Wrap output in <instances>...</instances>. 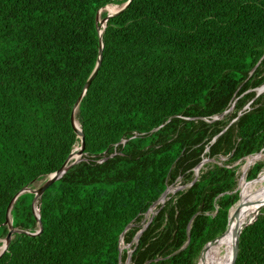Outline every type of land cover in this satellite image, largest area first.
I'll return each instance as SVG.
<instances>
[{
	"label": "trees",
	"instance_id": "obj_1",
	"mask_svg": "<svg viewBox=\"0 0 264 264\" xmlns=\"http://www.w3.org/2000/svg\"><path fill=\"white\" fill-rule=\"evenodd\" d=\"M126 1L0 0V240L14 196L80 146L70 121L80 96L84 136L83 160L37 203L41 231L14 234L0 264H124L121 234L131 244L134 224L179 177L192 183L204 157L238 162L264 149V92L255 98L264 85V0H131L108 19L83 94L98 63L96 13ZM252 164L239 180L248 199L239 218L263 196L262 181L243 183ZM261 169L254 164L248 181ZM236 185V167L214 166L173 202L159 201L129 264H197L231 207L229 223L238 216ZM33 198L13 202V228L38 229ZM237 240L231 264H264V203Z\"/></svg>",
	"mask_w": 264,
	"mask_h": 264
},
{
	"label": "water",
	"instance_id": "obj_2",
	"mask_svg": "<svg viewBox=\"0 0 264 264\" xmlns=\"http://www.w3.org/2000/svg\"><path fill=\"white\" fill-rule=\"evenodd\" d=\"M130 2H131V0H127L125 3H123L120 6L113 5V6H116V10L114 12H112V13H107V15L100 22H99V19L98 18H99V14H100L101 10L104 9L105 7H107V6H110V5H107V6L103 7L102 9L98 10V12L96 13V28H97V31H98V39H99L98 63H97L96 67L94 68L93 72L91 73V75L89 76L88 80L86 81V83L84 85L83 94L86 91V89L89 87L91 81L93 80V78H94V76H95V74H96V72L98 70L99 64H100L101 52H102V48H103V44H102V32L104 31V29L106 27V23H107L108 19L111 18V17H113V16H115V15H118V14L122 13L127 8V6L129 5ZM263 90H264V85L261 86V89L259 90V92H256L255 98L257 96H259V93L261 91H263ZM81 97L82 96H80L78 98V100L76 101V103L74 104V107L72 109L71 116H70L71 126H72V128H73V130H74V132H75V134L77 136V138H79V140H80V146H79V148L77 150V155L81 156V159L79 161H72L71 162V158H72V154H73V150H72V152L69 154L67 160L62 165V167L59 170H57L56 172L48 175V177L44 180V182H43V184L41 186H39L36 189H32L31 187H25L19 193H17L14 196V198L12 199V201L10 202V204L8 205V208H7V211H6V219H5L4 225L8 228V233H7L6 237L4 238V242H3L2 250L0 252V256L7 250V247L9 246L10 241L12 239V236L14 234H17L18 233V234H25V235H28V236H34V235H37L41 231L42 226H41L40 219H39V217H40V215H39V209L36 208V204L38 203V201L41 198V196L44 193V191L51 184H53L56 180H58L59 178H61V176L71 166H73L74 164H77V163H79L80 161L83 160L82 156H83V150H84V136H83V133L81 131V128L78 129V127L76 126V123H75V113H74L75 110H76V108H78V105H79V102L81 100ZM223 114L217 116L214 119L217 120V119L221 118L223 116ZM240 115L241 114H238V117ZM263 150L264 149H262L260 152H262ZM259 153H257V154H259ZM200 164H201V162L198 165H196V167L194 169H197ZM258 176H259V174L257 175V177L255 179L250 180L249 182H252V181L256 180L258 178ZM196 180H197V177L192 181V183L195 182ZM192 183L190 184V186L192 185ZM167 189L168 188H166L165 191L162 193V195L159 197V199L150 206V208L147 210V212L152 207H154L157 204V202L160 200L161 197H163L165 195ZM26 192L31 193V194L34 195V198H33V201H32V211H33V213L35 215V219H36L37 225H38V229L35 232H28V231H24V230H18V229H15V228L12 227V220H11V216H10V210H11L12 204H13V202L16 200V198L19 195H21L23 193H26ZM238 196L239 197H238V201L237 202H241L240 201V197H241L240 189L238 190ZM263 203H264V197L262 198L261 202L259 203V206H258L259 208H258L257 214L254 217L249 218V219H247V220H245L243 222H240V221L237 220L236 224H234V225H230V223L228 221V226H227L225 232L218 239L215 240V242L217 241V244H220L221 240H223V239L230 238V237L231 238L232 237L234 238V247H233V257H232V260H233L235 254H236V251H237V242H238L237 239H238L239 233L241 232V230L244 227H246L248 224H250L251 222H253L256 219V217L258 215V212H259V209H260V207H261V205ZM231 208L228 211V219H229V213H230ZM153 217H154V215H152L151 218H150V221L147 222V223H145L144 227L140 231L137 232V234L134 237L135 244H137V241H138L140 235L147 228V226L149 225V223L151 222V220H152ZM124 233H125V231L120 236L119 244L121 243V240L123 238V234ZM119 250L121 252V248H119ZM130 257H131V253H127V257H126L125 263H127V262L129 263L130 262ZM232 260L229 262V264H231ZM118 264H120V262Z\"/></svg>",
	"mask_w": 264,
	"mask_h": 264
},
{
	"label": "rangeland",
	"instance_id": "obj_3",
	"mask_svg": "<svg viewBox=\"0 0 264 264\" xmlns=\"http://www.w3.org/2000/svg\"><path fill=\"white\" fill-rule=\"evenodd\" d=\"M110 6H113V5H110ZM111 10V9H110ZM109 9L107 10V11H102L101 10V12H100V14H99V21H101L103 18L101 17V15L103 14V13H106L107 14V12L108 11H110ZM261 89V87L260 88H258V89H256L255 91L256 92H259V90ZM264 92V90L263 91H261L260 93H259V95L260 94H262ZM249 108V105H247V106H245L244 108H243V110H245V109H248ZM233 111V107H231V108H229L225 113H224V117H229V114L231 113ZM214 118H216V117H214ZM212 119V120H215V119ZM233 122V120L232 121H230V123H232ZM75 147H77V148H79V144H76V146ZM74 147V148H75ZM261 153H264V150L261 152ZM254 155H256V154H254ZM250 156H252V155H250ZM250 156H247V157H245V158H243L242 160H240V161H238V162H231L230 160H229V156H224V155H219V156H216V157H213V158H208V157H204L203 159H202V162H201V166H200V168H199V170H198V174L196 175L195 174V172H196V169H194V171H193V174H192V179L194 180L196 177H198L201 173H203V172H206V171H208V170H210V169H212L214 166H220V167H227V168H233V167H236V176H237V185H236V190H239V186H240V184H239V180L241 179V177H242V175H243V168L245 167V165H246V161L248 160V158L250 157ZM257 163H259V164H262L263 165V163L264 162H262V161H258V162H255L254 164H257ZM254 164H252L250 167H249V169L246 171V177L244 178V180H245V182H243V183H251V182H249L248 181V179H247V174H248V171L252 168V166L254 165ZM198 166V167H199ZM262 170V169H261ZM260 173H261V171H260ZM259 173V174H260ZM196 176V177H195ZM192 180V181H193ZM43 182H44V180H40V181H37V182H34V183H32V185H31V188L32 189H36V188H38L39 186H41L42 184H43ZM191 182V181H190ZM190 182L189 181H186L183 177H179L177 180H176V182L173 184V185H171V186H169V187H167V188H172V187H174V188H172V189H174V193L172 192V193H170L169 195H168V198L166 199V201L164 202V203H167V202H169V201H174V195H176V193L177 192H179V191H185L188 187H189V185H190ZM243 183H242V185H243ZM180 187V188H179ZM240 193H244V190H242V189H240ZM164 204H159V205H156V208H155V211H154V216L157 214V212L159 211V208L160 207H162ZM247 213V212H246ZM147 214V213H146ZM146 214L143 216V218L141 219V221H140V223L139 224H134V226H137L138 228H139V230L138 231H140L143 227H144V225H145V222L147 223V222H149L150 221V218H147L146 219ZM152 216V215H151ZM228 221H229V219H228ZM133 226V225H132ZM225 240V239H224ZM3 242H4V240H0V252H1V250H2V246H3ZM135 245V240H133L132 241V243L131 244H125L124 243V241L123 240H121V243H120V248H121V250L123 251V250H125L126 251V253H131L132 252V249H133V246ZM233 247H234V240L233 241H231V243H230V248H229V252H227L226 254H225V256H220V258L219 257H217V255H216V253H215V251H216V249H217V245L215 246V247H212V248H208L200 257H199V259H198V262H197V264H229V262L232 260V257H233ZM226 249H227V246H226V248H225V250L223 251V252H225L226 251ZM213 260H212V259ZM121 264V263H120ZM124 264H129L128 262L127 263H125L124 262Z\"/></svg>",
	"mask_w": 264,
	"mask_h": 264
},
{
	"label": "bare ground",
	"instance_id": "obj_4",
	"mask_svg": "<svg viewBox=\"0 0 264 264\" xmlns=\"http://www.w3.org/2000/svg\"><path fill=\"white\" fill-rule=\"evenodd\" d=\"M110 10V11H108L109 13H112V12H114L115 10H116V6H107V7H105L104 9H102V11L104 10V11H107V10ZM100 22V21H99ZM101 28V27H100ZM234 105V104H233ZM74 113H77V108H76V110H75V112ZM76 123V122H75ZM77 126V125H76ZM78 129H80V124H78ZM77 150H78V148L77 147H75L74 149H73V154H72V158H71V162L72 161H79L80 159H81V156H79V155H77ZM254 163L255 162H258V161H262V162H264V153H259V154H256V155H252V156H250L249 157ZM263 165H264V163H263ZM201 166V165H200ZM200 166L196 169V172H195V174L197 175L198 174V170H199V168H200ZM263 169V168H262ZM196 177V176H195ZM245 181V180H244ZM258 181H262V184H263V188H264V171L263 170H261V173L259 174V176H258V178L255 180V182H254V185L258 182ZM246 185L249 187V185H248V183H246ZM172 188H174V187H172ZM172 188H168L167 189V191H166V193H165V195L163 196V197H161L160 198V200L159 201H161L162 199H163V201L165 202L166 201V198H165V196H167V198H168V195L170 194V193H172L173 191H174V189H172ZM180 188V187H179ZM175 192V191H174ZM173 192V193H174ZM264 197V190H263V196L261 197V199L258 201V203L255 205V207L249 212V213H245L244 214V216H241L240 218H239V216L244 212V209H245V207L247 206V204H248V202H247V200L248 199H246L247 198V195H246V193H243V195H242V197H241V199H240V201L241 202H239L238 203V216H237V218H236V220L233 222V223H231L230 225H234V224H236V222H237V220L238 221H240V222H243V221H245V220H247V219H249V218H252L256 213H257V211H258V206H259V203L261 202V200H262V198ZM158 201V202H159ZM157 202V203H158ZM164 204V203H163ZM167 207V206H166ZM156 208V207H155ZM155 208L153 209V210H151L150 212H148V213H152V214H154V211H155ZM239 218V219H238ZM234 240V238L232 237H230V238H228V242L227 243H225L224 244V239L223 240H221V242H220V244H217V249L219 248V246H220V251L219 252H217L216 253V255H217V257L220 255V254H222L223 253V250L226 248V246L228 245V243H229V241L231 242V241H233ZM224 244V245H223ZM125 254V253H124ZM212 259V258H211ZM213 260V259H212Z\"/></svg>",
	"mask_w": 264,
	"mask_h": 264
},
{
	"label": "clouds",
	"instance_id": "obj_5",
	"mask_svg": "<svg viewBox=\"0 0 264 264\" xmlns=\"http://www.w3.org/2000/svg\"><path fill=\"white\" fill-rule=\"evenodd\" d=\"M74 149V148H73ZM202 162V161H201ZM198 165V164H197ZM196 167V166H195ZM198 178V177H197ZM191 184V183H190ZM190 186V185H189ZM36 208L38 209V207H37V204H36ZM4 240V239H3ZM122 240H123V238H122ZM119 248H120V244H119ZM122 251V250H121Z\"/></svg>",
	"mask_w": 264,
	"mask_h": 264
}]
</instances>
